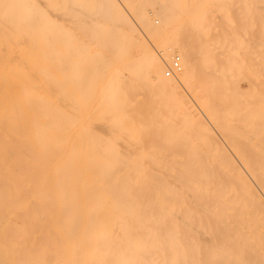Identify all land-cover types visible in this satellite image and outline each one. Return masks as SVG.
Returning <instances> with one entry per match:
<instances>
[{"label":"bare ground","instance_id":"6f19581e","mask_svg":"<svg viewBox=\"0 0 264 264\" xmlns=\"http://www.w3.org/2000/svg\"><path fill=\"white\" fill-rule=\"evenodd\" d=\"M0 264H264V0H0Z\"/></svg>","mask_w":264,"mask_h":264},{"label":"rangeland","instance_id":"374dc122","mask_svg":"<svg viewBox=\"0 0 264 264\" xmlns=\"http://www.w3.org/2000/svg\"><path fill=\"white\" fill-rule=\"evenodd\" d=\"M236 3V2H235ZM235 3H233V5H235ZM239 3V2H238ZM241 4V3H240ZM236 5H238L237 3H236ZM239 8V7H238ZM237 8V6H236V8L234 9V10H236V9H238ZM122 9L123 10H125L124 9V7L122 6ZM155 9H158L157 7L156 8H154V9H152L151 11L153 12V13H155ZM231 9H233L232 7H231ZM241 9H243L242 8V6H241ZM233 11V10H232ZM240 10L238 9V12H239ZM242 11V10H241ZM125 13H127L128 14V12L125 10L124 11ZM224 12L227 14V15H225V13H223L224 15H223V21H222V23L224 22V19H227L229 16L231 17V15H233L232 13L233 12H231V10H230V12H226L225 10H224ZM236 12H237V10H236ZM237 12V13H238ZM229 13V14H228ZM234 14L236 15V13L234 12ZM234 15V16H235ZM237 15H243V14H241V12H240V14L238 13ZM128 16H129V18H131L130 17V15L128 14ZM155 16V17H154ZM153 16V18L155 19V24H156V26H159L160 24H161V19H159L158 17H157V15H154ZM225 16H227L226 18H225ZM233 16V17H234ZM232 18V17H231ZM237 18H238V16H237ZM236 19V18H235ZM131 21H132V23L134 24V26L136 27V30L138 31V33L141 35V36H143L144 37V35H146L147 36V38L148 37H150V39H148V41L149 40H152L151 41V43H150V41L148 42V44H149V47L151 48V49H153L154 51L153 52H156V50H155V47H159L160 46V44H158V42L160 43L161 42V40H163L164 38L166 39L167 38V34H164V35H162V38H161V36H159L158 37V42H156V38L154 39L153 37H151L149 34H147V32H146V30H145V27L142 25V24H140V23H138V22H136V20L134 19V18H131L130 19ZM157 20V21H156ZM229 20H230V18H228L227 19V22H229ZM159 21V23H157ZM238 21V20H237ZM237 21H233V18H232V20H231V24L232 25H234V27L235 28H237L238 26H237V24H236V22ZM227 22H226V24H227ZM136 23V24H135ZM226 24H223V25H225V26H227ZM230 24V23H229ZM228 24V25H229ZM239 24V23H238ZM222 25V24H221ZM232 25H230L228 28H232L231 26ZM237 27H236V26ZM225 26H222V27H224L225 28ZM240 27H241V25H239ZM139 27V28H138ZM220 27V26H219ZM239 27V28H240ZM223 29V28H222ZM225 29H227V27L225 28ZM143 32H141V31ZM235 30H237V29H235ZM242 29H240L238 32L242 35V31H241ZM142 33V34H141ZM221 33V32H220ZM233 33V32H232ZM235 33V32H234ZM233 33V34H234ZM244 33V32H243ZM225 34V32L223 33V31H222V34H221V36H220V41H223L224 39H221V38H223V35ZM245 34V33H244ZM248 35V34H247ZM246 35V36H247ZM245 36V35H244ZM246 36H245V38H246ZM249 36V35H248ZM153 38V39H152ZM161 38V39H160ZM244 39V38H243ZM250 39V37H248L247 39H246V41L248 40V44H247V48H245V46H244V44H242V39H240V40H238V43L237 44H235V46L236 47H234V49H233V47L232 48H227V49H229L228 51H225V50H227V49H225L224 51H225V54H224V56H222V58L225 60V63H224V65L225 66H227V67H234V68H242V67H245V66H250V64L248 63V61L249 60H246V59H248V56L250 57V58H254V55L255 54H252V56H250V53L248 54L247 52L250 50L249 49V47H251V46H249V41L251 40H249ZM153 41H155V42H153ZM241 41V42H240ZM243 41H245V39L243 40ZM251 42V41H250ZM155 43V44H154ZM222 43V42H221ZM223 44V43H222ZM152 45H154V46H152ZM155 45H157V46H155ZM234 45V44H233ZM243 45V47H244V49L247 51H245L246 52V55H244V53H242V54H240L241 52H242V50H244V49H241V46ZM246 45V44H245ZM242 47V48H243ZM236 48V49H235ZM239 48L241 49V50H239ZM156 49H158V48H156ZM231 49H233V50H231ZM238 50V51H237ZM239 51H241L240 53H239ZM251 51V50H250ZM249 51V52H250ZM138 51H136V50H134L133 52H132V59H130V60H132L131 62H136L137 61V53ZM134 53V54H133ZM254 53V52H253ZM133 55H135V56H133ZM248 55V56H247ZM136 57V58H135ZM238 57V58H237ZM241 57H243V58H241ZM134 58V59H133ZM237 59H239V60H237ZM241 60V61H240ZM245 62H246V64H245ZM249 64V65H248ZM170 65V64H169ZM135 66L137 67V64H135ZM135 66L134 65H132V66H130L129 67V70H133L134 68H135ZM181 66H182V61H181ZM138 67H139V64H138ZM140 68V67H139ZM136 69V68H135ZM166 69H167V67L166 68H164V70L162 71V76L164 77L165 75H164V72L166 71ZM181 74V73H180ZM180 74L178 75V73H177V75L178 76H180ZM140 76L143 78V80L144 81H147L148 83H152V81H150L149 80V78L147 77V74L144 72V71H142V70H140ZM165 79L167 78L166 76L164 77ZM171 79H172V77H170ZM153 84V83H152ZM246 86V84L244 83V82H242L241 84H240V87H241V89L242 90H245V89H247V86ZM196 110H197V112L199 113V114H201L200 112L201 111H199L197 108H196ZM202 110H204L205 112H206V114L208 115V118L209 119H206L205 117V119H204V121H205V123H206V126H208V128H209V130L213 133L214 132V134L217 136V138H220V135L222 134V132L224 133V132H226V131H222L221 132V130H222V127H225L224 125H223V122L224 123H226L225 121H223L222 120V122L221 121H219V122H221V124H222V126L221 125H219V124H217L218 123V120H216L217 119V117H215V115H216V111L214 110V108H209L208 107V109L205 107V106H203L202 107ZM215 114V115H214ZM218 115V114H217ZM218 116H220V114L218 115ZM216 118V119H215ZM220 120V119H219ZM209 123V124H208ZM230 122H228L227 124H229ZM221 127V128H220ZM217 128V129H216ZM226 128V127H225ZM215 129V130H214ZM229 130V129H228ZM227 130V131H228ZM217 132H218V134H217ZM219 132L221 133V134H219ZM224 136V135H223ZM223 136H221V137H223ZM226 136V135H225ZM224 138V139H223ZM223 138H220V145L222 144V146H224L223 148L229 153H231V152H233L232 154H230V156H232V159H233V157H235V159H234V161H236V162H238L239 160V157L241 156L239 153H238V151H236V150H238V147H239V149H240V147L241 146H239V145H235V143H236V141H235V143L234 142H232V141H230V140H232V138H230V140H227V139H229L228 137H223ZM225 138H227V139H225ZM222 139V140H221ZM226 140V141H225ZM234 141V140H233ZM223 142H224V144H223ZM238 144V143H237ZM226 145V146H225ZM232 150V151H231ZM235 153H236V155H235ZM237 154H239V155H237ZM238 157V158H237ZM241 158V157H240Z\"/></svg>","mask_w":264,"mask_h":264},{"label":"built area","instance_id":"2783aa9c","mask_svg":"<svg viewBox=\"0 0 264 264\" xmlns=\"http://www.w3.org/2000/svg\"><path fill=\"white\" fill-rule=\"evenodd\" d=\"M181 70V60L179 57H175L169 67H167L166 71L164 72L167 78L174 77L177 73Z\"/></svg>","mask_w":264,"mask_h":264}]
</instances>
